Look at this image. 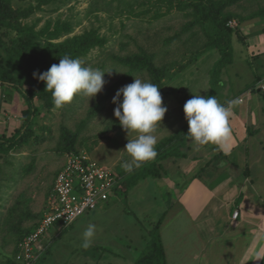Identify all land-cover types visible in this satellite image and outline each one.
I'll use <instances>...</instances> for the list:
<instances>
[{
  "label": "rangeland",
  "instance_id": "obj_1",
  "mask_svg": "<svg viewBox=\"0 0 264 264\" xmlns=\"http://www.w3.org/2000/svg\"><path fill=\"white\" fill-rule=\"evenodd\" d=\"M8 6L0 11V36L11 47L18 45L22 27L40 31L47 23L51 25L50 30L56 22L68 24L72 28L71 33L61 35L56 42L96 30L106 43L100 49L91 50L81 60L86 66L113 70L111 74L105 73L107 83L95 98L78 95L61 109L50 112L40 109L31 126L29 143L20 149H12L8 154H0V264H14L12 261L22 264L17 260L21 255L20 245L42 219L55 177L67 154L61 145L64 130L76 133L73 154L86 156L116 175L123 171L122 162L131 159L123 152L128 134L114 116L116 105L112 100L120 88L134 81V77L151 81L145 72H136L126 78L128 68L115 57L122 58L144 50L153 56L155 67L164 69L167 75L175 73L172 80L164 81L160 91L163 104L168 108L155 133L158 143H161L180 127L186 126L183 108L193 94L216 96L218 101L222 96L223 100H232L240 88L235 87V80L240 86L252 82V68L243 59L249 53V33L262 28L258 19H264V0H237L225 8L232 15L227 26L232 30L233 63L214 75V65L221 59V54L211 46V27L208 24L204 25L205 28L194 25L184 32V26L192 20L184 15L186 12L173 11L155 20L150 15L126 18L118 10L122 9L119 0H9ZM41 40H35L37 49L43 46ZM0 56L5 57L1 50ZM255 64L259 65V62ZM180 66H184L183 70H178ZM116 83L118 86L112 96L103 100L107 89ZM221 92L222 96H219ZM11 93L15 96L10 97ZM8 100L13 103L9 105ZM40 104L35 101L34 105L38 107ZM24 109L26 104L18 92L11 87L0 86V137L11 138L17 132L29 135L30 130L25 132L23 126ZM134 135L128 138L133 139ZM160 173L165 176L162 168ZM161 187L156 178L148 177L129 186L123 197L112 199L114 201H110L109 207H99L84 214L65 229L54 227L49 238L42 239L46 242L41 240L48 252L44 258L42 255L46 250L42 253L40 264H54L53 258L57 261L55 264H79L80 257L89 258L91 255V261H86V264L134 263L132 260L143 251L151 224L163 217L162 212L166 211L164 206L168 202V194ZM89 224L95 225L93 243L105 246L108 249L106 253L73 252V249H83L80 246L82 234ZM163 226L167 231L163 243L169 264H190L199 249L192 223L174 220L167 225L165 218ZM55 231L59 232L57 236ZM183 249H189L190 253L183 255ZM102 257L109 260H97Z\"/></svg>",
  "mask_w": 264,
  "mask_h": 264
},
{
  "label": "crops",
  "instance_id": "obj_2",
  "mask_svg": "<svg viewBox=\"0 0 264 264\" xmlns=\"http://www.w3.org/2000/svg\"><path fill=\"white\" fill-rule=\"evenodd\" d=\"M259 22L262 28L249 33V53L243 59L252 68L253 84L240 86L235 80V87L240 88L232 99L239 103L234 106L230 120L233 131L231 141L220 147L211 144L197 146L189 137L182 148L183 157H170L160 163L165 176L156 180L162 186L160 189L166 190L168 202L164 206L163 217L156 222L161 221V227L165 218L167 225L174 220L192 223L199 249L190 264H264V91L259 94L246 91L248 87H254L258 80L264 79V19L259 18ZM255 62L259 65H254ZM14 96L10 94V97ZM219 99L225 105L232 101L223 100V96ZM9 100L7 103L10 105L13 102ZM111 202L105 206L109 207ZM235 211L238 216L233 218ZM165 226L160 227L159 232L165 261L169 264L163 243L167 232ZM58 233H55L56 236ZM92 245L101 249H73V252L83 254L90 251L95 255L96 251L104 254L108 250L96 242ZM45 250L43 258L48 252ZM182 252L188 255L190 250L183 249ZM91 256L80 257L79 264L91 261ZM53 259L55 264L57 261ZM97 260L109 259L102 257ZM132 261L135 264L136 259Z\"/></svg>",
  "mask_w": 264,
  "mask_h": 264
},
{
  "label": "trees",
  "instance_id": "obj_3",
  "mask_svg": "<svg viewBox=\"0 0 264 264\" xmlns=\"http://www.w3.org/2000/svg\"><path fill=\"white\" fill-rule=\"evenodd\" d=\"M41 1L46 2L48 0ZM236 1L119 0L122 9L118 10L126 18L150 15V18L154 20L162 18L173 11L186 12L184 15L191 17L192 20L186 23L183 28L184 32L188 31L194 25H199L203 28H205L204 25L206 24L210 25L213 32L212 39L210 40L211 46L216 48L221 54V59L214 65V71L212 72V75H214L219 69L232 64V30L227 26L232 15L226 12L225 8ZM8 3L9 0H0V11L3 8H8ZM50 26V23H47L40 31H34L32 27H22L20 29L22 33L20 41H18V45L15 47L8 45L2 36H0V50L5 54V57L0 56V86L13 88L23 98L26 104V109L22 110L24 118L23 126L26 128L25 132L30 130L27 136L24 132H17L11 138H7L4 135L1 136L0 154H8L12 149H20L29 143L31 126L39 115L40 109L46 112L58 110L54 108L51 92L46 90L43 82L34 78L33 73L46 72L53 64H59L60 59L64 56L82 59L91 50L96 48L100 49L106 43V39L100 36L96 30L85 31L80 35L67 37L61 42H56V40L61 38V35L71 33L72 28L68 24L62 25L60 22L53 24L52 30H50ZM35 40L43 41V46L40 49H37L38 43ZM115 59L128 68L126 78L136 72H145L150 78L151 83L157 84L160 87V91L164 81H170L175 76V73L167 75L164 69L155 67L153 64V56L147 54L144 50L122 58L115 57ZM183 67L180 66L178 70H183ZM117 86L118 83L109 87L103 95V100L111 97ZM35 101H39L41 103L40 106L36 107L34 105ZM188 130L189 126H186L183 130L158 143L156 145L158 155L153 161L146 162L140 168L134 169L132 173H126L124 170L121 171L117 175L118 183L115 187L114 194H112L108 202L112 199H118L125 194L132 184L134 185L148 177L157 178L162 176L160 173L161 161L170 157L181 158L184 156L182 148L189 138L187 136ZM75 141L76 133L64 130L61 136V145L62 151L67 153L66 155L75 152ZM161 224V221L151 224V229H148V239L144 242L143 251L136 259L135 264H166L159 232ZM39 260H41V257ZM12 262L16 264L14 261Z\"/></svg>",
  "mask_w": 264,
  "mask_h": 264
},
{
  "label": "clouds",
  "instance_id": "obj_4",
  "mask_svg": "<svg viewBox=\"0 0 264 264\" xmlns=\"http://www.w3.org/2000/svg\"><path fill=\"white\" fill-rule=\"evenodd\" d=\"M112 71L86 66L79 58L64 56L59 64H53L46 72L33 73V76L43 82L46 90L51 92L54 108L61 109L72 103L78 95L95 98L107 83L104 79L105 73L111 74ZM112 103L116 105L114 116L128 134V143L123 152L131 159L123 161L121 167L126 173H132L134 169L157 157L158 139L155 133L160 128L168 108L163 104L157 84L136 77L131 84L115 93ZM238 103V100H232L225 105L216 96L193 94L183 108L189 126L187 136L197 146L227 145L233 136L230 120L234 106ZM133 134L134 138L129 139ZM94 237L95 225L89 224L82 234L80 246L87 250L92 246ZM259 258L257 254V259Z\"/></svg>",
  "mask_w": 264,
  "mask_h": 264
},
{
  "label": "built area",
  "instance_id": "obj_5",
  "mask_svg": "<svg viewBox=\"0 0 264 264\" xmlns=\"http://www.w3.org/2000/svg\"><path fill=\"white\" fill-rule=\"evenodd\" d=\"M255 91H264V79L258 80L247 93ZM117 183L118 177L110 169L83 155H66L42 219L20 245L21 255L17 260L22 264H35L47 248L42 242L46 240L42 239L47 238L54 227L65 229L84 214L102 207L114 194ZM232 216L236 218L238 212Z\"/></svg>",
  "mask_w": 264,
  "mask_h": 264
}]
</instances>
